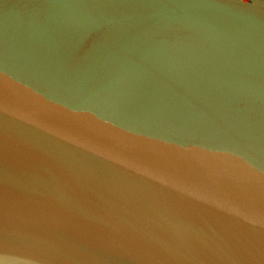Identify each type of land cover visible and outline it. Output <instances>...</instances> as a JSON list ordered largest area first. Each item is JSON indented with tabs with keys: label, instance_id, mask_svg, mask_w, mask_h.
Wrapping results in <instances>:
<instances>
[{
	"label": "water",
	"instance_id": "95a60500",
	"mask_svg": "<svg viewBox=\"0 0 264 264\" xmlns=\"http://www.w3.org/2000/svg\"><path fill=\"white\" fill-rule=\"evenodd\" d=\"M0 264H264V0H0Z\"/></svg>",
	"mask_w": 264,
	"mask_h": 264
}]
</instances>
